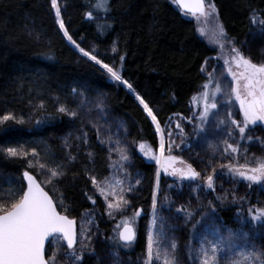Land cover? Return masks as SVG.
<instances>
[{
	"label": "trees",
	"instance_id": "obj_1",
	"mask_svg": "<svg viewBox=\"0 0 264 264\" xmlns=\"http://www.w3.org/2000/svg\"><path fill=\"white\" fill-rule=\"evenodd\" d=\"M214 3L229 37L235 38L239 47L243 42L248 46L259 34L258 26L250 22V17L255 13L257 20L264 19L261 15L264 0H214ZM61 4L63 19L73 39L85 50L95 49L94 54L119 71L123 79L132 84L135 93L113 81L106 70L82 56L63 36L50 10V0H0V115L11 113L16 118L25 117L23 125L12 121L0 125V147L23 144L35 147L40 153L35 145L40 142L50 152L54 168L61 165L58 170L64 173L59 181L53 179L49 183L48 169L51 167L41 160V154L39 163L45 165L43 170L36 161L29 169L26 162L0 154V197L8 182L17 185L22 172L29 170L50 195L63 193L69 198L65 203H71L73 210L67 214L74 217L77 224L83 212L92 209L96 227L102 234V246L110 251L112 246L105 238L115 235V223L106 219L100 198L97 197L94 206L84 195L85 191L93 193L89 176L95 175L97 180L108 176L109 153L96 142L94 135L87 144L76 139L84 133L79 115L44 119L42 112L37 113L33 106L43 101L47 111L52 113L59 106L56 103L59 97L60 102L76 109L71 88L77 87L84 95L103 97L107 101L110 116L122 121L129 142H142L157 149L159 139L155 125L135 94L149 103L161 128L166 130L169 117L177 113L181 117L190 116L191 111L196 110L193 97L199 96L202 85L207 83L200 68L205 58L214 53L197 35L194 21L178 9L174 0H61ZM89 11L93 13L91 20L86 16ZM33 29L39 34L38 39L28 35ZM113 46L117 47V53L111 51ZM120 55L124 56L123 61L119 60ZM35 119H44V122L37 125ZM185 131L191 133V125L187 124ZM251 131L264 135L260 128ZM69 133L72 135L66 147L64 138ZM188 139L190 142L198 140L192 135ZM258 145L256 141L250 142L249 151ZM89 152L94 154L91 159ZM69 155L76 159L69 160ZM192 163L201 165L200 170L204 168L202 162ZM128 171L140 173L141 184L136 185L138 192L130 194L129 199L133 208L143 211L135 225L134 247L131 250L120 248L118 253L121 259L138 264V258H144L157 167L134 154ZM165 180L161 175V185H165ZM163 192L161 188L158 200ZM256 192L257 185L252 188L245 185L244 194L240 195L247 197L244 210L254 204ZM207 194L217 205L223 221L231 223L241 205L225 203L221 206L215 200L219 194L210 191ZM128 212L132 213V209ZM198 218L199 213L195 219ZM85 259L87 264H92L88 257ZM183 264L188 262L184 260Z\"/></svg>",
	"mask_w": 264,
	"mask_h": 264
},
{
	"label": "snow or ice",
	"instance_id": "obj_2",
	"mask_svg": "<svg viewBox=\"0 0 264 264\" xmlns=\"http://www.w3.org/2000/svg\"><path fill=\"white\" fill-rule=\"evenodd\" d=\"M176 2L197 19H199L197 14L204 16L210 14L217 19L216 43L219 44L221 52L224 51L226 43L231 45L229 58L223 59L224 72H221V77L225 75L230 77L232 86L225 93L221 79L215 76L217 68L213 67L212 71H207L210 62L213 59L219 61L221 57L205 58L200 72H206L208 82L202 85L199 96L193 97L196 110H190L191 115L186 117H181L179 113L174 114L178 117L176 121L169 117L167 130L161 128V122L149 103L140 94H135L136 100L159 134L158 154L153 147L144 143H139L138 146L139 153L157 166L151 192V221L147 226L144 258H138V264H159L161 260L162 264H180L175 255L178 243L175 237H169L165 231L166 218L162 215L163 209L173 211L174 201L168 195H164L163 200H158L161 171L175 178L174 184L177 188H182L185 182H188L193 192L197 190L215 192L216 181L221 177H229L233 182L246 181L248 188H252L253 185H264V158L257 157L255 153H252L250 158L248 147L250 142L256 141L264 148V138L250 130V126L257 124L264 126V63L254 62L241 50V47L236 46L235 38L229 37L224 24L219 21V12L214 0H208L207 12L205 0H176ZM50 10L54 13L55 22L63 36L82 56L106 70L113 81L135 93L132 84L123 79L119 71L94 54L95 49L85 50L73 39L62 16L61 0H50ZM86 16L91 20L93 13L89 11ZM250 22L258 26L257 30L264 34V19L257 20L254 13L250 17ZM25 28L27 30V25ZM199 31L203 36V29ZM28 35L33 39L39 38V34L34 29L28 31ZM111 51L117 53L118 49L113 46ZM48 58L52 59V57ZM119 60L123 61L124 56L120 55ZM210 85H212L211 89ZM71 94L84 96L83 90L78 92L77 87L71 88ZM218 96H224L225 99L218 101ZM56 103L59 106L52 113L47 111L43 101L33 107L37 113L42 112L44 119H55L56 116L69 118L78 116V111L60 102L59 97L56 98ZM221 104L227 106L223 118L218 111ZM237 105L238 109L233 111ZM96 107L103 111V100L100 97H97ZM44 119H35L34 123L39 125ZM9 121L23 125L25 117L21 115L16 118L11 113L0 115V125H5ZM182 121L191 125V133H186ZM93 127L96 128L97 140L101 145L114 143L116 146L108 147L109 160L112 151L119 152V160L109 164V167L115 170L113 178L105 177L103 180H97L95 175L89 176L93 193L89 194L85 191L84 195L95 206L96 193H98L106 204L105 211L110 219H115L116 214H120L121 222L113 229L115 235L105 238L112 246L111 255L118 256V249L131 250L137 240L135 225L143 210L132 207L129 195L138 192L136 185L141 184V180L137 178L135 183H132L133 177L125 167V163L132 162V157L126 147H121V141L117 139L113 142L111 135H108L107 139L101 138L100 128L95 124ZM209 134L216 139L208 143L211 156L206 162L201 161L205 166L200 171L194 163L186 161L183 155L174 154L191 149L189 135L207 141ZM71 135L69 133L64 138L66 147L69 146L68 139ZM76 139L87 144L88 134L82 133ZM135 143L136 141H133V144ZM0 154L8 159L26 162L29 169L35 166L33 161L39 164L40 169L45 168L44 164L39 163L40 153L35 147L28 148L23 144L15 147L5 146L0 147ZM93 155L92 152L88 153L90 159ZM68 158L76 159L71 155ZM177 162L180 167L176 166ZM60 168L61 165H57L48 169L49 183L53 179L59 181L64 175L63 171L58 170ZM115 173L121 174L123 179L115 178ZM136 176H140L139 171ZM18 179L17 185H9L13 188L11 194L0 197V264H87L85 254H95L92 245L96 232L90 227L95 226V219L91 213H86L82 217V223L78 227L77 220L67 214L73 209L71 203H65V200L69 199L65 194L50 195L29 170H24ZM172 187L173 185H169V188ZM215 200L219 201L221 206L225 203L241 205V209L236 213L237 228L234 229L223 221L213 200H208L204 204L199 195L196 196L195 209L192 208L191 200L174 209L176 216L183 218L184 225L195 221L189 229L190 240L186 245L188 264H264V246L256 242V235L264 231V206L251 204L244 210L243 205L247 202V197L237 196L235 191L217 195ZM129 209H132L130 216L127 215ZM197 213L199 219H195ZM248 224L251 225L250 228L245 227ZM192 239H195V244L192 243ZM46 242L50 245L49 248H46Z\"/></svg>",
	"mask_w": 264,
	"mask_h": 264
},
{
	"label": "rangeland",
	"instance_id": "obj_3",
	"mask_svg": "<svg viewBox=\"0 0 264 264\" xmlns=\"http://www.w3.org/2000/svg\"><path fill=\"white\" fill-rule=\"evenodd\" d=\"M205 10L206 12L208 11L207 3H205ZM197 15L199 16V19H197L196 17H193L192 15H188L195 23V29H196L197 35L213 50L214 54L211 55V57H217V56L221 57L219 61L213 59L210 62V65L207 67V71H212L213 67L217 68L215 76L221 79L222 88L224 92L227 93L230 87L232 86L231 78L227 77L226 75L224 77H221V72H224V69L222 67L223 59L229 58L231 45L226 43L224 51L221 52L219 44L216 43L217 19L210 14L207 16L200 15V14H197ZM200 29H203L204 31L203 36L200 34V31H199ZM240 47H241V50L246 55L250 56V58L254 62L264 63V34H261L259 32V34L255 36V38L252 39L251 43L249 42L248 46L246 45V42H243L241 43ZM203 75L207 78L206 72L203 73ZM207 82H208V79H207ZM211 87L212 85H210V89ZM100 98L103 100V111H101L100 108L96 107L97 98H91L87 95H84L83 97L76 95L73 98L75 102L76 110L78 111V115L82 119L83 132L88 134V139L92 135H94L96 142L107 152H108L109 146L113 148L116 147L114 143H112L111 145H107V144L101 145L98 142L97 135H96V128L93 127V124H95L97 127L100 128L101 138L107 139V136L111 135L113 142L117 139L121 141V147H126V150L128 151L131 157H133L134 154H138L141 157H143V155L139 153L138 146L140 142L133 144L126 139L124 124L122 123L121 120L110 116L107 101L103 97H100ZM217 99L218 101H220V100L225 99V97L218 96ZM237 109H238V105L233 109V111H236ZM226 110H227V106L224 104H221L220 107L218 108V111L222 118L225 116ZM172 118H173V121H176L178 119V117L175 115L172 116ZM182 122L185 124V129H186L187 122L186 121H182ZM258 126H262V125L257 124L256 126H250V128L251 130H254V128H258ZM167 129H168V124H167ZM255 135H258L264 138V135L261 133H256ZM158 139H159V134H158ZM215 139H216L215 137L209 134L207 141L204 139H198V140L196 139L195 141H191V142L189 141L192 145L190 150L185 151L183 153L177 152L174 154L183 155V158L188 162L192 163L196 161L201 164V161L206 162L210 158L211 151L208 147V143L214 142ZM35 145H37V148L40 151L41 160L49 164L51 168H54L55 162L50 152L48 151L47 147L40 142H36ZM146 145L149 146L148 144ZM158 145H159V141H158ZM154 150L158 154V147L157 149H154ZM252 153H255L257 157L264 158V148H262L261 145H258V147L252 148L249 151L250 158H251ZM166 155H167V152H166ZM111 157H112L111 163L119 160V152L112 151ZM143 158L145 159V161L149 163H154L153 161H148L145 157ZM241 162L243 161L241 160ZM176 166L180 167L181 165L177 162ZM204 166H205V163H204ZM125 167L127 168V171H128L129 163H125ZM195 167L197 168L198 171L200 170L199 168H202L201 165L195 166ZM114 171H115L114 169L110 168L109 174L107 177L113 178ZM161 175H163L166 178L165 182H163V184L165 185H161L160 183V189L162 188L164 190L161 200H163L164 195H168L174 201V204L172 205L173 211H169L168 209L162 210V215L166 218L164 227L169 237H175L178 243V249L175 255H176V258L180 261V264H183L184 260L188 262L186 245L189 243V240H190L189 229H191V225L194 221H191L189 224L184 225L183 218L182 217L178 218L176 214L174 213V209L176 206H179L180 204H186L188 200H191L192 208L195 209L197 206V202H196L197 195L200 196L201 202L206 204L207 201L209 200L208 194H207L208 190H197L196 192H193L191 188L188 186V182L185 183L182 188H177L174 184L175 178L166 175L165 173H163V171H161ZM131 176L133 177L132 179L133 184L135 183V179L137 178L140 179V176L137 177L136 174H131ZM115 178L123 179V176L119 173H115ZM169 180L170 181L173 180V181H171L170 183ZM246 184H247L246 181L233 182L229 177H221L220 179L216 181V191L215 192L216 194L223 195L225 192L230 193L232 191H235L237 196H240L244 194ZM9 185L15 186L16 184H14L13 182H8L6 187L2 189V196L10 195L11 192L13 191V188L9 187ZM169 185H173V187L169 188ZM92 190H93V187H92ZM96 196L101 199L102 204L105 209L106 204L104 203L103 198L99 197L98 193H96ZM229 200H231L230 195H229ZM254 204H257L258 206H264V185H257V192L255 194ZM92 212H93L92 209L83 212L78 222V227L82 223V217L86 213H91V215L93 216ZM127 215L130 216L131 213L128 212ZM105 216L109 222H113L115 223V225L121 222V216L119 213L116 214L115 219H110L106 211H105ZM237 219H238L237 216H235L232 219V222L229 223L228 225L232 226L234 229L237 228L238 227ZM150 221H151V217H150ZM90 227H92V230L96 232V236L93 238V245H92L95 249V254L94 255H88L87 253L85 254V257H88V260L90 263L97 264V258H99V264H131L127 260L125 261L121 259L119 254L118 256H113L111 255L110 251L106 249L104 250L102 246V239H101L102 234L98 231L96 224L95 226H90ZM245 227L250 228L251 225L248 224V225H245ZM256 242L258 245L264 246V231H261L258 235H256ZM192 243L193 244L196 243L195 239H192ZM47 247H50V245H48ZM159 264H162V260L159 262Z\"/></svg>",
	"mask_w": 264,
	"mask_h": 264
},
{
	"label": "water",
	"instance_id": "obj_4",
	"mask_svg": "<svg viewBox=\"0 0 264 264\" xmlns=\"http://www.w3.org/2000/svg\"><path fill=\"white\" fill-rule=\"evenodd\" d=\"M174 2H175L176 6L178 7V9H179L181 12H183L184 14H189V13L186 12V9H184L181 5H179V4L176 2V0H174ZM48 245H49V244L46 242V248H47Z\"/></svg>",
	"mask_w": 264,
	"mask_h": 264
},
{
	"label": "flooded vegetation",
	"instance_id": "obj_5",
	"mask_svg": "<svg viewBox=\"0 0 264 264\" xmlns=\"http://www.w3.org/2000/svg\"><path fill=\"white\" fill-rule=\"evenodd\" d=\"M258 128H260V130L264 131V127L263 126H258Z\"/></svg>",
	"mask_w": 264,
	"mask_h": 264
}]
</instances>
